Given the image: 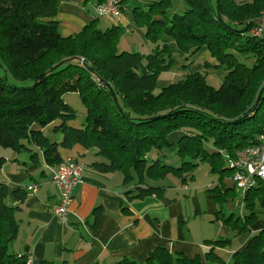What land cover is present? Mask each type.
I'll return each mask as SVG.
<instances>
[{
    "label": "trees",
    "instance_id": "16d2710c",
    "mask_svg": "<svg viewBox=\"0 0 264 264\" xmlns=\"http://www.w3.org/2000/svg\"><path fill=\"white\" fill-rule=\"evenodd\" d=\"M60 1L0 0V147L30 152L34 145L44 162L55 166L62 162L59 146L80 144L102 159L91 167L121 172L124 184L133 186L126 193L136 198L162 196L170 176L184 184L203 162L232 178L237 152L264 134V34L251 33L264 0H183L181 12L170 10L173 0L135 7L133 19L145 26L148 54L118 51L123 28L100 29L96 19L62 36L56 19ZM201 48L215 63L202 61L203 72L188 71L181 80L157 88L158 76L174 68L177 58H190ZM210 70L222 74L218 87L206 81ZM67 93H77L85 107L79 127L67 124L76 116L64 99ZM56 120L60 142L41 129ZM173 156L179 163L167 162ZM237 188L233 182L223 193L219 189L217 200L227 202V192L235 199ZM240 192V215L234 219L229 214L225 221L235 235L249 236L231 262L264 264V180ZM26 196L25 188L10 190L0 183V264H29L26 255L9 250L18 231L16 203ZM93 214L97 223L101 210ZM230 238L208 244L222 246ZM200 262L199 256L189 258L161 243L144 259L127 256L111 264Z\"/></svg>",
    "mask_w": 264,
    "mask_h": 264
},
{
    "label": "crops",
    "instance_id": "0c3cea01",
    "mask_svg": "<svg viewBox=\"0 0 264 264\" xmlns=\"http://www.w3.org/2000/svg\"><path fill=\"white\" fill-rule=\"evenodd\" d=\"M125 1L121 3L120 19L116 21L97 14L99 0H61L56 15L59 32L62 36L77 33L96 19L100 29L112 25L123 28L117 44L118 51L148 54L151 48L144 36L145 26L135 23L132 9H145L153 0H136L137 4L127 6ZM154 18L158 19V16ZM202 61L215 63L204 48L199 55L197 52L190 58H177L174 68L158 76L157 88L181 80L188 71L203 72ZM180 65L186 68L179 69ZM213 73L222 78L217 70ZM64 99L78 115L76 124L71 123L72 127L79 126L86 116L79 95L67 93ZM57 124L58 120L41 129L51 141L60 142L61 132L54 131ZM34 128L40 127L35 124ZM30 146L32 152L6 148L0 151V157L4 158L0 183L6 184L10 190L19 187L27 190L26 198L16 203L19 207L15 213L18 231L9 250L26 255L29 264H39L41 260L53 264H111L127 256L144 259L151 249L161 243L189 258L199 256V264H232V253L241 248L249 236L248 233L235 235V230L225 221L226 216L217 200L219 189L223 193L233 187V180L226 173L218 175L210 167V181L214 182L216 189L211 185L207 187L201 200L196 195L201 191L196 188L202 183L191 181L182 184L173 176L166 180L172 183L163 182L166 186L163 184L165 190L162 196L152 194L136 198L126 193L133 186L124 184L121 172L100 173L91 167V162L102 159L80 144L69 148L59 146L62 162L55 166L45 163L41 150ZM74 157L82 159L86 167L82 182L72 191L67 220L63 222L52 211L58 201V190L52 177L66 158ZM167 162L177 164L179 160L173 156ZM31 184L35 185L33 191L28 190ZM224 195L228 199L225 203L233 207L235 199H230L228 192ZM9 202L15 203L11 196ZM95 208L101 210L97 223L93 214ZM227 236L231 240L222 246L208 244V241ZM210 250L211 254L206 255Z\"/></svg>",
    "mask_w": 264,
    "mask_h": 264
},
{
    "label": "built area",
    "instance_id": "2783aa9c",
    "mask_svg": "<svg viewBox=\"0 0 264 264\" xmlns=\"http://www.w3.org/2000/svg\"><path fill=\"white\" fill-rule=\"evenodd\" d=\"M97 10L99 15L118 21L121 16V0H105L97 5ZM261 15L256 18V24L251 29V33L256 36L264 34V10ZM232 166L237 168L232 180L243 190L250 187L256 179L264 180V134L259 136L256 144L237 152V159L231 163L230 167ZM85 167V162L78 157L66 158L53 174L52 181L58 190V201L52 211L63 222L67 220L72 191L82 182ZM34 189L35 185H29L28 190Z\"/></svg>",
    "mask_w": 264,
    "mask_h": 264
},
{
    "label": "rangeland",
    "instance_id": "374dc122",
    "mask_svg": "<svg viewBox=\"0 0 264 264\" xmlns=\"http://www.w3.org/2000/svg\"><path fill=\"white\" fill-rule=\"evenodd\" d=\"M236 2H242V1H248V2H251L252 0H234ZM134 4H137L136 3V0H126L125 1V5H134ZM185 8V3L183 2V0H173L172 1V8L170 10H174L176 12H181L182 10H184ZM97 14L99 15L98 13V10H97ZM100 17L102 18H105L104 16H101L99 15ZM262 15L260 14L259 18L261 17ZM201 51V49L198 51V55H199V52ZM202 59V58H200ZM204 60V59H203ZM82 64V62H80ZM206 73V72H205ZM221 77L219 74H214L212 71H208V73L206 74V81L213 85L214 87H218L219 84L221 83ZM160 80H159V84H160ZM76 111V110H75ZM78 120V115H77V112H76V116L75 118H73L72 120H69L67 122V124H69L70 126L71 123H75L76 124V121ZM82 122H84V119L82 120ZM81 122V124H82ZM81 124L79 126H81ZM79 126H73V127H79ZM5 148H1L0 147V151H3ZM6 149H9V148H6ZM217 158L218 160L222 161L221 158L223 157H219L218 155L215 157ZM210 169V166L208 163L206 162H203L199 165L198 169L195 170L194 172V176L193 178L188 181V182H198V183H202L203 185L199 186L198 188H196L197 190L201 191V192H197V198L198 199H202V195L204 197V192H205V189L207 187H210L211 186H214V182L212 183L211 180V174L210 172L208 171ZM216 175V174H215ZM174 177V176H173ZM170 178V177H169ZM187 182V183H188ZM162 183V182H161ZM166 183H172V181H166ZM241 189H236V198L234 200V206L233 207H229L227 203H225L224 201H221L219 198V203L221 205V210L224 212L225 216L227 217L229 214H232L233 215V218H238V216L240 215V209H241V206H242V203L241 202H237V200H239L237 197L240 196L241 192H240ZM188 191V190H187ZM243 207V206H242ZM192 220V218H191Z\"/></svg>",
    "mask_w": 264,
    "mask_h": 264
},
{
    "label": "bare ground",
    "instance_id": "6f19581e",
    "mask_svg": "<svg viewBox=\"0 0 264 264\" xmlns=\"http://www.w3.org/2000/svg\"><path fill=\"white\" fill-rule=\"evenodd\" d=\"M252 35H254V34H252Z\"/></svg>",
    "mask_w": 264,
    "mask_h": 264
},
{
    "label": "clouds",
    "instance_id": "9594fccd",
    "mask_svg": "<svg viewBox=\"0 0 264 264\" xmlns=\"http://www.w3.org/2000/svg\"><path fill=\"white\" fill-rule=\"evenodd\" d=\"M241 208H242V206H241Z\"/></svg>",
    "mask_w": 264,
    "mask_h": 264
}]
</instances>
